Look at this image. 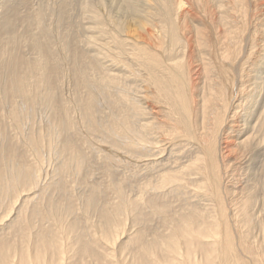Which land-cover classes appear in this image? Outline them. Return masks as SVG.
Segmentation results:
<instances>
[{"label":"bare ground","instance_id":"obj_1","mask_svg":"<svg viewBox=\"0 0 264 264\" xmlns=\"http://www.w3.org/2000/svg\"><path fill=\"white\" fill-rule=\"evenodd\" d=\"M31 1L0 0V264H264V0Z\"/></svg>","mask_w":264,"mask_h":264},{"label":"rangeland","instance_id":"obj_2","mask_svg":"<svg viewBox=\"0 0 264 264\" xmlns=\"http://www.w3.org/2000/svg\"><path fill=\"white\" fill-rule=\"evenodd\" d=\"M34 1H36V0H32L31 2L34 3ZM37 1H39V0H37ZM36 3H37V2H36ZM50 29H53V28H50ZM18 35H19V34H18ZM1 49H2V48H1ZM0 61H3V59H1ZM0 63H2V62H0ZM0 67L3 68L2 70H4V71L7 70V68L4 66V64H1ZM2 70L0 69V72H4V71H2ZM4 73H5V72H4ZM2 74H3V73H2ZM2 74H1V75H2ZM35 102H36V101H35ZM37 114H38V113H37ZM35 118H37L36 113H35Z\"/></svg>","mask_w":264,"mask_h":264}]
</instances>
